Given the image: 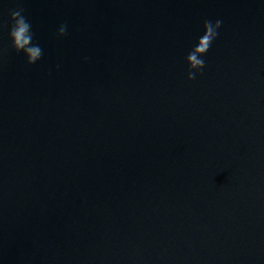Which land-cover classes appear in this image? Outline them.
Segmentation results:
<instances>
[{
	"label": "water",
	"instance_id": "95a60500",
	"mask_svg": "<svg viewBox=\"0 0 264 264\" xmlns=\"http://www.w3.org/2000/svg\"><path fill=\"white\" fill-rule=\"evenodd\" d=\"M0 264H264V0H0Z\"/></svg>",
	"mask_w": 264,
	"mask_h": 264
},
{
	"label": "clouds",
	"instance_id": "9594fccd",
	"mask_svg": "<svg viewBox=\"0 0 264 264\" xmlns=\"http://www.w3.org/2000/svg\"><path fill=\"white\" fill-rule=\"evenodd\" d=\"M8 24L9 47L17 54H22L28 65L36 64L44 55L43 49L35 38V32L28 17L24 15V8L17 3L16 9L9 12ZM222 21L217 19L203 21V34L198 36L194 46L185 57L187 64V78L193 80L197 74H201L205 67L203 57L208 52L213 42L218 38V30ZM67 24L61 23L56 29V37H64L67 34ZM87 59V58H85Z\"/></svg>",
	"mask_w": 264,
	"mask_h": 264
}]
</instances>
